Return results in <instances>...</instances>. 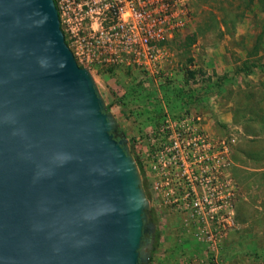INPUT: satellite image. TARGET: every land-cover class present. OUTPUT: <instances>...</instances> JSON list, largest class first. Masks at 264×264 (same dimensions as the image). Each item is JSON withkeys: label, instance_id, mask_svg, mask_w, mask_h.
<instances>
[{"label": "water", "instance_id": "water-1", "mask_svg": "<svg viewBox=\"0 0 264 264\" xmlns=\"http://www.w3.org/2000/svg\"><path fill=\"white\" fill-rule=\"evenodd\" d=\"M127 142L55 0H0V264H148Z\"/></svg>", "mask_w": 264, "mask_h": 264}, {"label": "rangeland", "instance_id": "rangeland-1", "mask_svg": "<svg viewBox=\"0 0 264 264\" xmlns=\"http://www.w3.org/2000/svg\"><path fill=\"white\" fill-rule=\"evenodd\" d=\"M192 8V25L166 44L159 73L126 65L88 68L126 133L146 193L154 118L170 119L162 123V133L169 126L177 131L184 117H201L209 132L231 136L234 219L221 257L229 264H264V125L245 111L264 107V7L252 0H192ZM151 138L160 141L154 133ZM147 196L151 199V193ZM152 210L156 240L149 264L207 259L205 244L177 211L164 212L158 203Z\"/></svg>", "mask_w": 264, "mask_h": 264}, {"label": "built area", "instance_id": "built-area-1", "mask_svg": "<svg viewBox=\"0 0 264 264\" xmlns=\"http://www.w3.org/2000/svg\"><path fill=\"white\" fill-rule=\"evenodd\" d=\"M55 3L66 42L80 66L126 65L151 75L163 68L168 56L166 44L189 29L194 20L192 0H55ZM191 119L184 117L177 122V131L167 135L174 140L168 154L159 151L155 154L158 161L153 168L158 179L152 185L150 209L158 203L162 210L165 207L182 216L206 246L208 257L201 264H229L222 259L221 249L234 219L233 140L230 135L209 134L200 123L203 118L197 117V124ZM193 132L199 134L198 139L191 137L186 144L190 154L198 149L201 180L179 197L180 162L175 141L180 133Z\"/></svg>", "mask_w": 264, "mask_h": 264}, {"label": "flooded vegetation", "instance_id": "flooded-vegetation-1", "mask_svg": "<svg viewBox=\"0 0 264 264\" xmlns=\"http://www.w3.org/2000/svg\"><path fill=\"white\" fill-rule=\"evenodd\" d=\"M156 120L155 123L157 125L152 128V132L149 134V138L147 139V150H148V158L149 160L146 161L147 165V173H146V186H147V193H152V185L153 183L158 179V175L154 171L153 165L156 162V160L152 157H155V154L157 151L162 153H169L171 145H173L174 141L171 139H167V131L165 133H162V123L170 122V119H167L164 116L154 118ZM191 122H194L195 124L199 123L197 121V117H192ZM200 123H204L202 120ZM167 126V125H166ZM172 126H169V131H172ZM154 133L157 139H160V141L155 142L152 140L151 136ZM171 134V133H170ZM209 134L215 135L216 132H209ZM199 134L198 133H180L179 139L175 141L176 150L178 152V160L180 162L178 166V172H179V190H178V196L183 197L184 193H187L190 188L189 186H197L200 183V174H201V166L199 165V152L198 149H195V151L190 154V149L186 144V141L191 138L195 137V139H198ZM119 139V137H117ZM173 150V149H172ZM171 150V151H172ZM230 157V156H229ZM168 158V155H167ZM166 161V160H165ZM166 163V162H164ZM229 176H230V168L228 170ZM164 212L168 211V208H163ZM150 214L154 218V213L152 208L150 209ZM156 240V232L154 234H145L144 240L145 242H148L150 239ZM146 264V263H145ZM149 264V263H148Z\"/></svg>", "mask_w": 264, "mask_h": 264}, {"label": "trees", "instance_id": "trees-1", "mask_svg": "<svg viewBox=\"0 0 264 264\" xmlns=\"http://www.w3.org/2000/svg\"><path fill=\"white\" fill-rule=\"evenodd\" d=\"M256 2L258 4H261V6L264 7V0H252V3H256ZM260 107L261 108H259V110H256V112H251L250 113L248 110H245V111H246V113L249 114L248 116H250V118H254V120H256V122L258 124L264 125V107L263 106H260Z\"/></svg>", "mask_w": 264, "mask_h": 264}, {"label": "crops", "instance_id": "crops-1", "mask_svg": "<svg viewBox=\"0 0 264 264\" xmlns=\"http://www.w3.org/2000/svg\"><path fill=\"white\" fill-rule=\"evenodd\" d=\"M243 76H246L244 73H241ZM229 75L231 76L232 73H229ZM250 76V75H249ZM247 80H248V77H247ZM243 82V80H241V83Z\"/></svg>", "mask_w": 264, "mask_h": 264}]
</instances>
